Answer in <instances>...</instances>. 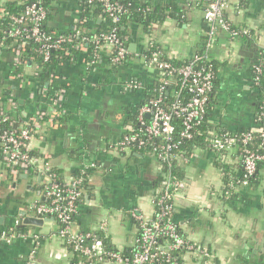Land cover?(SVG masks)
Here are the masks:
<instances>
[{
  "label": "crops",
  "instance_id": "crops-1",
  "mask_svg": "<svg viewBox=\"0 0 264 264\" xmlns=\"http://www.w3.org/2000/svg\"><path fill=\"white\" fill-rule=\"evenodd\" d=\"M6 1L0 0V6ZM137 1L146 10L158 9L165 18L151 23L150 29L132 28L126 39L132 59L116 69L109 62V50L101 48L94 59L73 54L47 80L36 77L30 62L15 77L10 73L13 50L0 46V110L9 113L18 127L37 112L43 113L39 128L27 142L29 150L65 180L86 168L87 182L74 226L95 233L123 253L133 248L138 234L130 212L153 216L162 176L160 164L150 153L117 146L130 129L129 115L142 97L143 88L125 85L131 81L143 86L154 80L157 71L145 64L148 47L154 46L169 60H189L200 51L208 31L204 9L192 0ZM64 6L54 11L49 24L61 31L72 30L77 13ZM224 14L233 28L249 30L250 40L219 32L209 51L217 66V85L207 114L213 126L209 134L254 127L257 107L252 65L264 41L262 0H227ZM58 115L64 121L53 126ZM240 163L239 147L223 153L195 148L188 157H178L181 178L173 196L172 218L185 238L211 254L206 260L197 253H184L185 264H264V165L253 183L236 187L230 198L223 194L219 165L237 173ZM20 174H11L0 163V232L21 220L17 237L0 243V264H76L75 255L57 235L54 219L40 226L23 224L19 211L28 215L31 205L44 201V179L39 171ZM31 235H38L39 240L29 259L34 248Z\"/></svg>",
  "mask_w": 264,
  "mask_h": 264
},
{
  "label": "built area",
  "instance_id": "built-area-1",
  "mask_svg": "<svg viewBox=\"0 0 264 264\" xmlns=\"http://www.w3.org/2000/svg\"><path fill=\"white\" fill-rule=\"evenodd\" d=\"M93 1L101 4L103 12L111 21L117 22L119 20V15L123 12L120 0ZM262 1L264 14V0ZM226 8L227 0L208 1L203 12V18L208 27L205 49L202 53H195L186 65L175 69L169 61L163 59L164 57L154 46L148 47L144 53L146 66L157 71L160 75L165 74V72L170 75V73L176 71L181 76V88L188 90L191 97L186 103H180L179 101L172 103L170 111L164 109L161 98L150 100L147 104L142 105L137 115L140 129L135 131L130 127V133L123 135L117 142V146L120 149H125L129 146L141 149L150 144L152 147L151 154L155 155L158 163L169 164L171 161L178 159V157L181 158V156L172 152L176 147V142L174 141L175 127L171 122L172 115L180 117L182 120L183 129L180 132V136L189 138L192 129L205 114L208 94L212 89L214 78L211 69L200 68L196 70L194 68L195 63L207 59V52L212 48L219 32H225L231 38L250 36V32L247 29L238 30L231 27L225 18ZM75 12L77 13L78 11L76 10ZM46 15L47 12L42 6L32 3L27 5L21 14L8 16L14 27L3 31L4 38L12 39L13 43L19 41V49L13 50L12 66H16L21 62L20 52L24 50L28 41L35 42L38 45L37 52L42 54L44 58L48 57L50 50L63 49V45L67 43H73L72 47L76 51L83 54L86 53L87 49L83 42L88 39L85 36H81L79 42L76 40L80 36L77 25L81 21L78 19L75 21L72 33L47 34L41 29ZM2 16L3 9H0V17ZM92 41L99 50L101 48L109 50V58L112 63L120 64L127 56H131L127 43L121 42L113 33L98 35ZM1 44L0 42V46ZM262 49L264 50V41ZM97 53L89 59H94ZM87 63L91 64L92 62ZM35 70L37 71L36 67ZM263 70L264 57L259 56L252 65L254 85L259 84ZM19 75H15V77H19ZM125 88L139 90L143 86L139 82L130 81L125 85ZM11 103L15 105V102L11 101ZM262 106V110L258 113V119L264 120V96ZM0 117L2 122L5 123L10 120V117L2 109L0 110ZM143 117L149 119L147 124ZM42 119L43 113L37 112L29 121L18 127V130L13 127L14 124L11 121L8 122L13 128L5 129L0 134L2 161L6 168H10L9 172L13 175L28 173L31 169L39 171L40 175H42L44 179V201L31 205L28 209V215L40 219L49 217L58 223L57 235L75 255L76 264H185L182 256L180 261L175 256L179 251H182L183 254L197 253L199 257L206 260L211 257L210 252L205 247L188 240L180 233L177 224L172 218L173 196L178 188V182L163 172L159 193L153 200V216L146 217L136 211L130 212L131 217L138 226V234L133 248L127 254L115 249H106L104 239L93 232L76 229L74 217L77 214L78 204L82 198L86 168H81L79 175L71 179L59 180L46 161H39L38 158L29 155L30 150L27 142L35 130L39 128V121ZM47 121L51 123L52 117ZM255 129L259 130L260 134L258 136L253 131H240L232 134L222 133L219 135L210 133L211 141L209 147L213 151L222 153L233 147H240L241 149L243 175L229 184V190L224 193L226 198L229 197L231 191H235L236 187L248 186L250 179L257 171L258 162L264 161V151L260 153L253 146V143L259 137L260 145L264 147V129L259 126ZM159 137L162 141L160 145H154L150 142L153 138ZM20 223L21 220L16 219L13 225L2 230L0 232V243H9L17 237V226ZM99 227L104 231L106 229L104 223H101ZM30 237L34 248L29 259L32 258L39 240L38 235H31Z\"/></svg>",
  "mask_w": 264,
  "mask_h": 264
},
{
  "label": "trees",
  "instance_id": "trees-1",
  "mask_svg": "<svg viewBox=\"0 0 264 264\" xmlns=\"http://www.w3.org/2000/svg\"><path fill=\"white\" fill-rule=\"evenodd\" d=\"M62 1H64L62 3ZM209 0H192V2L202 7L203 9L206 7ZM58 2V3H57ZM61 2V3H60ZM32 3H37L38 5L42 6L46 12V18L45 21L41 27L42 31L47 34L57 33V34H69L73 32V29H67L65 31H61L59 29H54L49 24L53 20V13L58 8L60 9L62 5L64 4V7L72 8L74 11L77 12V19L80 22V24L77 25V30L79 31V35L76 40L79 42L81 39V36H85L88 40L84 41L83 44L86 47L87 51L84 53V56L86 58L92 57L95 53L99 52L98 47H96V44L92 41V39L98 35H106L113 33L116 38H118L121 42L127 43V38L130 35V32L134 26H141L146 29H150L151 23L154 22H161L164 20L165 15L159 14L158 9L154 10H146V6L138 4L137 0H120V3L123 7V12L119 15V20L117 22L111 21L110 18L106 17L105 13L103 12V7L100 3L93 1V0H9L6 1L3 5L0 6V9H3V16L0 17V42L2 43L1 46H11L12 50L19 49L18 44L19 41L16 43H13V40L10 38H4L5 35H3V31L13 28L14 25L8 18L9 15H19L23 12L24 8L27 5H30ZM60 3V4H59ZM59 4V6H56ZM263 4V1H262ZM263 6V5H262ZM232 27V26H231ZM233 28V27H232ZM264 28V27H263ZM250 36L241 37L244 39H248ZM4 40H3V39ZM250 40V39H248ZM206 41V39H205ZM205 41L202 44V47L200 51H197V53H202L205 49ZM215 43V41H214ZM73 43H67L63 45V49H55L50 50L49 55L47 58H44V56L37 52L38 45L35 42L28 41L24 47V50L20 52V60L21 62L18 65L11 66L10 73L14 75L22 74L23 70L28 67V63L30 62V66L36 67L37 69V78L41 80V78L47 80L49 76L52 74V72L55 71L56 67L71 57L73 54H79V51H76L72 47ZM210 51V50H209ZM209 51L207 52V59H203L199 62H196L194 65V68L196 70H199L200 68H204L206 70L211 69L214 75L213 81H212V89L208 94V100L206 103L205 108V114L203 118L197 123V125L194 126V128L191 131V136L189 138H183L180 136V132L183 129L182 120L180 117H177L175 115H172V124L175 127V134H174V141L176 142V147L174 150H172L173 153L176 155H179L181 157H188L193 149L195 148H209V144L211 141V136L209 134V131H213V126H211L208 122V110L210 106V100L213 92L215 91L217 82H216V76H217V66L216 63L209 57ZM148 53V52H147ZM132 55V54H131ZM264 57V50L262 49V44L260 47H258L257 57ZM131 56H127L120 64L112 63V69H116L117 66L120 65H126L130 63ZM166 59V58H163ZM173 67L175 69L186 65L189 63L190 60L185 61H178V60H169ZM180 78L181 76L177 74V72H172L170 75H168L167 72L165 74L160 75L156 74L154 80L150 84L143 85V89L141 90V102L138 103V105L135 107L134 111L129 115V121L130 126L133 128V130H139L140 125L137 121V115L138 110L142 105L147 104L150 100H155L158 98H161L162 106L165 110L170 111L172 103L179 101L180 103H186L190 97L191 94L188 90L181 88L180 86ZM253 80V79H252ZM256 89V98H257V107H256V114H255V122L254 127H251L249 129H245L243 131H253L256 136H258L259 130L255 129L257 126L264 129V120L258 119V113L262 110V99L264 96V70L262 72V75L260 77V82L258 85H254ZM3 110V109H2ZM4 111V110H3ZM9 113L6 112V115ZM64 116L58 115L53 120V126H59L62 121H64ZM143 120L147 124L149 122V119L147 117H143ZM13 123L12 118L8 121ZM8 122H2L0 117V134L5 129H12V125H9ZM19 128H17L18 130ZM242 132V131H241ZM126 133H130V131H126ZM215 134H222V133H237V132H226L223 130H215ZM33 135V134H32ZM144 138V137H143ZM154 145H160L162 143L160 137L159 138H153L150 141ZM254 148H256L260 153L264 151V147L260 145V138L257 137L255 142L253 143ZM151 145L147 144L146 146L142 147L141 149H138L139 151L150 153L151 154ZM239 150L241 151L240 147ZM225 152V151H224ZM219 153V152H217ZM223 153V152H222ZM29 155L32 157H37L34 151H30ZM152 155V154H151ZM155 157V155H152ZM0 163L3 165L2 161V155L0 152ZM162 167V172L167 173L171 178L175 179L177 182H180L181 173L177 168V159L175 161H171L169 164L167 163H159ZM264 165V161H259L257 164V171L254 174V176L250 179V183H253L254 180L258 176V170L261 168V166ZM4 166V165H3ZM5 167V166H4ZM220 170L223 174V194L229 190V184L233 183V181H236L243 175L242 165L240 163V167L237 169V173L230 172V169L227 168L225 165L221 164L219 165ZM7 171H9V167H5ZM80 169H78L75 176L79 175ZM35 171L33 169L29 170L28 174H33ZM57 179H62L58 172L54 170ZM87 172V171H86ZM160 179L162 180V176H160ZM160 180V182H161ZM87 179L83 182V187L86 186ZM234 194V191H231V194L228 198L232 197ZM43 202V201H42ZM49 218V217H48ZM18 231V229H17ZM104 245L106 249H113L111 246L108 245V242L104 240ZM130 251V250H129ZM128 251V252H129ZM128 252H124L127 254ZM182 251L177 252L175 256L177 258H180L182 256Z\"/></svg>",
  "mask_w": 264,
  "mask_h": 264
},
{
  "label": "water",
  "instance_id": "water-1",
  "mask_svg": "<svg viewBox=\"0 0 264 264\" xmlns=\"http://www.w3.org/2000/svg\"><path fill=\"white\" fill-rule=\"evenodd\" d=\"M130 49H133V45L131 44ZM18 124L19 123H15L13 125V127L17 128L18 127ZM20 178H27V175H23V174H20L19 175ZM19 214L22 216V222L23 224H26V225H36V226H40L43 224V222L45 221H51L52 218H44V219H40V218H37L35 216H29V215H26V212L25 211H19Z\"/></svg>",
  "mask_w": 264,
  "mask_h": 264
}]
</instances>
